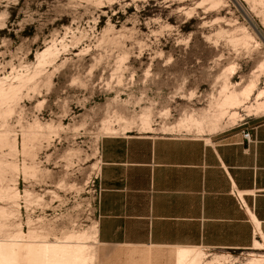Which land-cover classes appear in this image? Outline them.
Returning a JSON list of instances; mask_svg holds the SVG:
<instances>
[{
  "label": "rangeland",
  "instance_id": "1",
  "mask_svg": "<svg viewBox=\"0 0 264 264\" xmlns=\"http://www.w3.org/2000/svg\"><path fill=\"white\" fill-rule=\"evenodd\" d=\"M247 1L0 0V264L264 255L258 241L207 250L96 238L103 137L147 134L148 120L153 135L206 138L264 116L220 106L225 84L228 93L252 83L246 104L264 89V2ZM232 110L244 119L232 124Z\"/></svg>",
  "mask_w": 264,
  "mask_h": 264
},
{
  "label": "crops",
  "instance_id": "2",
  "mask_svg": "<svg viewBox=\"0 0 264 264\" xmlns=\"http://www.w3.org/2000/svg\"><path fill=\"white\" fill-rule=\"evenodd\" d=\"M150 133L100 142L98 242L207 250L264 244V116L206 138Z\"/></svg>",
  "mask_w": 264,
  "mask_h": 264
},
{
  "label": "bare ground",
  "instance_id": "3",
  "mask_svg": "<svg viewBox=\"0 0 264 264\" xmlns=\"http://www.w3.org/2000/svg\"><path fill=\"white\" fill-rule=\"evenodd\" d=\"M245 1H247V0H245ZM260 1L261 2L263 1L264 2V0H260ZM249 2H252V1H249ZM211 3H213V2H211ZM253 3H255V2H253ZM213 4L215 5L216 2L213 3ZM225 85L227 86V84H225ZM226 86L223 89V94H222L223 98H222V101L220 102V106L223 107L224 110H226L225 108H239V107H243V110L248 115L253 114V113H255V114L262 113V115H263V113H264V89L260 90L257 93V95L255 97V101L253 103H250L249 102L250 104H246V103H248V101L251 99V96L253 95L254 85L252 83L249 86L245 87L244 89H242L240 91H232V92H229L228 91V93L226 91ZM0 92L1 93H4V90L1 89ZM227 111H225V112H227ZM243 119H244V115H242L241 112H238L237 110H234V111L232 110V112L229 113V120H230V122L232 124H236L238 121L243 120ZM189 120H190V118H189ZM190 122H192V121H190ZM195 123H196V125H197V127L199 129H202V126H203V123L202 122H199V121H196L195 120ZM183 124H182L181 121L178 123L179 127H183ZM192 124H193V122H192ZM169 128L172 129L174 127H169ZM142 129L144 131H146V132H153L155 130L150 125V123L148 122V120H143ZM15 192H17V191H15ZM14 194H15L14 197H18V195H19V193H14ZM0 210H2L1 213H4V209H0ZM3 217H5V216H3ZM75 237L78 238L79 236L78 237L75 236ZM257 248L264 249V244L261 243L260 241H258ZM190 252L192 254L198 256V253L197 252H195V251H190ZM181 254H182L181 255V258H184L185 256H187V253H181ZM153 256H157V257H159V256L160 257H171L170 251H165V252H162V253H159L158 252V253L154 254ZM192 257H191V259H192ZM187 260H189V259H187ZM225 261H226V258L223 257V256H221V257H215L212 261H208V263H206V264H223ZM185 264H195V259L190 260V261L186 262ZM245 264H264V255H258V257H253L252 259L248 260Z\"/></svg>",
  "mask_w": 264,
  "mask_h": 264
},
{
  "label": "built area",
  "instance_id": "4",
  "mask_svg": "<svg viewBox=\"0 0 264 264\" xmlns=\"http://www.w3.org/2000/svg\"><path fill=\"white\" fill-rule=\"evenodd\" d=\"M243 137L249 142H254L253 138H252V134L250 133V131H246L243 133ZM99 196H100V188H99ZM236 197L239 198V194H236ZM99 200V198H98Z\"/></svg>",
  "mask_w": 264,
  "mask_h": 264
}]
</instances>
